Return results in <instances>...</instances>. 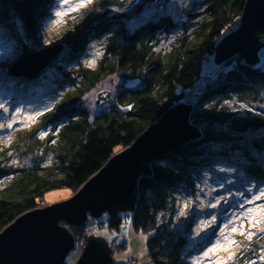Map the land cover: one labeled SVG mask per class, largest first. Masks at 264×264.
<instances>
[{"label": "trees", "instance_id": "trees-1", "mask_svg": "<svg viewBox=\"0 0 264 264\" xmlns=\"http://www.w3.org/2000/svg\"><path fill=\"white\" fill-rule=\"evenodd\" d=\"M118 1L100 0L98 6ZM246 3L202 0L199 6L205 16L198 27L168 52H159L155 46L160 35L177 31L179 22L161 17L129 30L125 21L106 22L111 12L93 10L64 38L68 54L59 55L51 66L70 69L67 74L48 76L44 71L29 80L3 70L0 91L17 101L32 102L46 92L65 94L35 126L17 135L10 150L0 149V233L22 215L48 206L44 205L48 193L67 189L76 194L117 153L131 147L180 104L186 91L196 88L205 60L215 54L225 31L241 19ZM54 5L55 0H0V38L22 49V56L33 53L29 46L39 42ZM256 36L264 40V30ZM101 40L105 52L99 65L81 66L82 54ZM115 74L123 79L141 77L142 83L135 90L122 91L109 110L91 119L81 107L85 95ZM216 75L190 103V121L201 136L150 160L134 194L101 218L81 227L61 223L77 243L83 239L87 243L90 235L105 229L124 236L131 227L152 233L146 254L154 264H186L192 224L179 229L171 220L159 218L176 204V194L193 191L199 176L217 167L237 170L264 186V135L248 142L242 139L249 132L264 130V110L252 114L227 104L236 99L252 108L264 105V58L257 66L235 58ZM10 151L29 163L11 164ZM127 218H132L131 226Z\"/></svg>", "mask_w": 264, "mask_h": 264}, {"label": "rangeland", "instance_id": "rangeland-1", "mask_svg": "<svg viewBox=\"0 0 264 264\" xmlns=\"http://www.w3.org/2000/svg\"><path fill=\"white\" fill-rule=\"evenodd\" d=\"M99 1L55 0L51 16L43 25L39 42L33 47L29 46V49L32 52H37L63 45L64 48L60 55L65 56L68 51L65 50L63 40L83 17L88 13H94L93 10L100 11V13L101 11L111 12V16H113L129 7L135 0H119L105 8L98 6ZM200 2L202 0H159L155 6L147 8L141 16L133 20H125V23L129 30H134L152 20H159L161 17H168L173 22H179L177 27L180 26V28L173 33L160 35L159 42L155 46L159 52H168L180 38L185 35L190 36L198 27L205 16L199 6ZM58 12L62 15L57 16ZM240 26L241 19L226 30L224 36L238 31ZM262 42L264 43V40ZM103 44L104 40L90 44L88 50L79 58V64L86 68H96L104 56ZM22 54L23 51L18 46L0 38V74L6 68L10 72L9 67L24 57ZM54 62L44 70L47 71L48 76H60V74L65 75L69 72L70 69L61 71L59 66L52 68ZM228 63L221 66L216 65L214 55L211 59H206L203 64L202 77L198 80L196 88L187 90L181 103L191 105L196 94H198L197 100L204 92L208 82L212 81L220 68ZM210 73L215 76H209ZM126 80L128 79H123L120 75L115 74L101 81L85 95L81 107L89 113L91 119L104 110H109L115 104L116 97L125 91L122 88ZM104 93H109L111 98L100 97ZM64 94L57 95L46 92L32 102H20L5 91H0V104L8 108L7 112L0 109V129H2L0 130V149L10 150L17 135L35 126L39 118L51 110L52 106ZM227 104L235 110L252 114H255L257 110H264V105L252 108L251 105L239 103L236 99L228 101ZM9 122L13 123L12 129L5 127ZM259 135H264V130L255 133L249 132L243 135L242 139L248 142ZM8 154L10 158H13L11 164L15 166H26L29 163V160H23L13 151ZM197 180L193 191L189 189L180 191L176 194V204L159 216L161 221L171 220L179 229H187L188 224H192L188 247L184 254L185 263L251 264L255 261V264H264V260L261 259L264 257V232L260 231L264 227V196L261 195L264 186L249 181L241 172L229 167L209 169ZM74 195L67 189L52 191L46 195L44 205L60 203ZM185 204L188 205L187 208L184 207ZM211 204L217 206L209 207ZM180 213L184 214L180 215ZM91 219H89L90 222ZM126 222L128 226H131L132 218H127ZM233 228L236 230L233 231ZM249 232L253 233L251 239H249ZM92 235L102 237L107 241L112 250L114 264H154L146 254L147 242L152 233L138 232L130 227L125 231V237L106 229ZM80 241L82 242V240ZM217 243L221 245L218 248ZM84 248L78 251L75 248V252H71L67 257L66 264H77ZM209 249L215 250L209 252Z\"/></svg>", "mask_w": 264, "mask_h": 264}, {"label": "water", "instance_id": "water-1", "mask_svg": "<svg viewBox=\"0 0 264 264\" xmlns=\"http://www.w3.org/2000/svg\"><path fill=\"white\" fill-rule=\"evenodd\" d=\"M159 0H135L106 22L129 21L141 16ZM264 30V0H247L238 31L224 37L214 54L221 66L241 58L249 66L260 63L264 43L256 33ZM63 45L30 53L10 66L14 77L37 79L63 51ZM141 77L126 80L123 90H135ZM110 99L109 93L100 97ZM102 102V100H99ZM192 105L180 103L151 126L131 147L117 153L73 197L19 217L0 233V264H66L76 247L74 234L61 223L81 227L89 219L131 197L152 159L171 152L201 134L191 124ZM77 264H114L112 250L102 237L91 235Z\"/></svg>", "mask_w": 264, "mask_h": 264}, {"label": "snow or ice", "instance_id": "snow-or-ice-1", "mask_svg": "<svg viewBox=\"0 0 264 264\" xmlns=\"http://www.w3.org/2000/svg\"><path fill=\"white\" fill-rule=\"evenodd\" d=\"M56 15H57V16H60V15H62V13H59V12H58V13H56ZM0 109H3L4 112H7V111H8V108H6L3 104H0ZM5 127H7L8 129H12V128H13V123H12V122H9ZM0 130H2V129H0ZM261 195L264 196V191H262ZM258 198H259V197H258ZM250 202H251V201H250ZM216 206H217L216 204H211V205H209V207H216ZM184 207L187 208L188 205L185 204ZM183 214H184V213H180V215H183ZM235 230H236V229L233 228V231H235ZM260 231H261V232H264V227H262V228L260 229ZM248 235H249V239H251L253 233L249 232ZM233 243H235V241H233ZM220 246H221V245H220L219 243H217V248L220 247ZM214 250H215V249H209V252H212V251H214ZM206 255H207V253H206ZM230 259H231V257H230ZM261 259L264 260V257H261ZM224 264H227V262H224ZM251 264H255V261L251 262Z\"/></svg>", "mask_w": 264, "mask_h": 264}, {"label": "built area", "instance_id": "built-area-1", "mask_svg": "<svg viewBox=\"0 0 264 264\" xmlns=\"http://www.w3.org/2000/svg\"><path fill=\"white\" fill-rule=\"evenodd\" d=\"M261 58H264V52L262 51V53H261ZM222 68H220V70H221ZM209 76H211V77H214L215 75L213 74V73H210L209 74ZM86 241L83 239L82 240V242L80 241V242H76V251H78V250H82V248H84L85 246H86Z\"/></svg>", "mask_w": 264, "mask_h": 264}, {"label": "bare ground", "instance_id": "bare-ground-1", "mask_svg": "<svg viewBox=\"0 0 264 264\" xmlns=\"http://www.w3.org/2000/svg\"><path fill=\"white\" fill-rule=\"evenodd\" d=\"M224 37H225V36H224ZM224 37H223V38H224ZM216 70H217V69H216Z\"/></svg>", "mask_w": 264, "mask_h": 264}]
</instances>
